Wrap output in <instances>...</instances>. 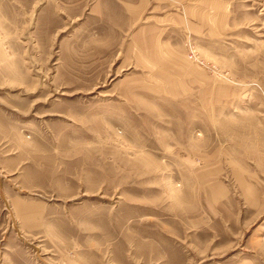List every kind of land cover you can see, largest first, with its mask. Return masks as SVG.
Segmentation results:
<instances>
[{"label":"rangeland","instance_id":"rangeland-1","mask_svg":"<svg viewBox=\"0 0 264 264\" xmlns=\"http://www.w3.org/2000/svg\"><path fill=\"white\" fill-rule=\"evenodd\" d=\"M0 264H264V0H0Z\"/></svg>","mask_w":264,"mask_h":264}]
</instances>
